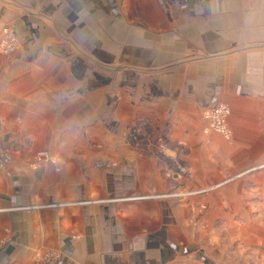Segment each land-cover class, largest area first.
Here are the masks:
<instances>
[{"label": "crops", "instance_id": "obj_1", "mask_svg": "<svg viewBox=\"0 0 264 264\" xmlns=\"http://www.w3.org/2000/svg\"><path fill=\"white\" fill-rule=\"evenodd\" d=\"M3 29L0 264H264V0H0ZM175 170L221 187L169 199Z\"/></svg>", "mask_w": 264, "mask_h": 264}, {"label": "rangeland", "instance_id": "obj_2", "mask_svg": "<svg viewBox=\"0 0 264 264\" xmlns=\"http://www.w3.org/2000/svg\"><path fill=\"white\" fill-rule=\"evenodd\" d=\"M18 48V42L17 39L15 37V35L7 30V29H3L1 32V36H0V50L6 54H10L12 52H14L16 49ZM228 116H229V106L225 105L223 103H221L220 105H216L215 107L206 109L204 111V119L206 120V125L203 128L204 133L213 135V134H217V135H223V137L225 139H228L231 135L229 126H228ZM138 128V127H136ZM2 145V144H1ZM38 159L39 160H43L44 159H50L51 161L55 160V157L53 158L51 155L46 154V153H41L38 155ZM175 157H178V155L176 154ZM9 159H10V154L7 152V150H1L0 151V171L1 170H5L8 165H9ZM178 171L175 170L174 173V177H175V184L170 187L171 189L168 190H164V194L162 196L164 197H170L169 199H179L177 197L180 198H190L198 193H215L218 191V189H220L221 186H213V185H209V186H201V187H193L190 186V188L186 187V186H182L181 185V178L183 177L180 173H177ZM163 177L165 178V175L162 174ZM179 183H177V181H179ZM161 196V195H160ZM161 196V197H162ZM173 197V198H171ZM202 205V209L206 210L207 206ZM202 212V211H201ZM197 220L195 222H193V225H197ZM214 219L211 218H207V222H206V226L213 221ZM190 221V219H189ZM227 222H229V219H227ZM190 223V222H189ZM228 225V223H227ZM226 228V227H225ZM222 232L225 231V229L222 227L221 228ZM226 232V231H225ZM227 233V232H226ZM224 233V234H226ZM222 243L229 241L228 236L223 235L222 236ZM48 253H53L52 252H48L46 253V255H48ZM45 255L42 254V256H40L38 258V260L35 261L34 264H39L40 262H42L44 260Z\"/></svg>", "mask_w": 264, "mask_h": 264}, {"label": "built area", "instance_id": "obj_3", "mask_svg": "<svg viewBox=\"0 0 264 264\" xmlns=\"http://www.w3.org/2000/svg\"><path fill=\"white\" fill-rule=\"evenodd\" d=\"M56 257H57V255L54 253H48V255H45L44 260L42 262H40L39 264H51L54 262Z\"/></svg>", "mask_w": 264, "mask_h": 264}]
</instances>
